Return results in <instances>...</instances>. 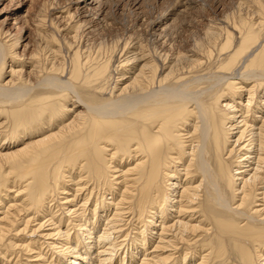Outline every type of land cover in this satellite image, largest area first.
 Here are the masks:
<instances>
[{
	"label": "bare ground",
	"instance_id": "1",
	"mask_svg": "<svg viewBox=\"0 0 264 264\" xmlns=\"http://www.w3.org/2000/svg\"><path fill=\"white\" fill-rule=\"evenodd\" d=\"M24 1L0 0V264H264V0L187 50L136 0H26L31 51Z\"/></svg>",
	"mask_w": 264,
	"mask_h": 264
},
{
	"label": "rangeland",
	"instance_id": "2",
	"mask_svg": "<svg viewBox=\"0 0 264 264\" xmlns=\"http://www.w3.org/2000/svg\"><path fill=\"white\" fill-rule=\"evenodd\" d=\"M136 1L138 2L140 6L139 8L140 10L138 9L136 12V14L139 17L148 15V13L152 10L151 15L149 16L157 17V16L162 15L164 16L163 19L165 20L167 24H170L171 26L174 25L172 30H173V33L175 32L174 33L175 35L173 34L172 36H176L173 38L176 39V43L178 42L177 46L181 45L180 47L184 50L189 49L190 48L189 46L192 45V35L194 34V32L197 33V35L199 34V36H203L205 26L206 24H209L210 21H211L210 22L211 24H217L218 22L219 24L220 22L222 24H225L226 17L229 15L231 16V14L236 12L237 9L235 8L238 7V3L240 2V0H188V2H186L187 0H136ZM22 3L24 7L23 10H21L20 13H17L18 15L15 14V16L16 15L20 16L19 20L21 19V23L18 25V27L21 29L17 30L15 29V26H12L14 22V19H12L10 23H8V26L5 27V31L8 29H12V33H14V35H17L16 38H20L21 45L25 46L27 44L28 50L31 51L35 43L34 41L36 40L35 24L31 20L27 21L26 19L25 21L24 18L27 17L26 14L28 11H30V13H33L35 12V9L32 8L29 5V3H27L26 0ZM187 3H188V6L184 7L183 4L187 5ZM3 6H4V3L3 4L1 3L0 4V22L6 17V13H7L4 11L3 12L1 11ZM13 13L14 12L10 13L9 15H12ZM117 76L118 75H115L116 79H117ZM58 197L62 198L63 195H58ZM60 203H62L61 200H59L58 203L54 202V204H56L55 206H52L53 211L55 210L54 212L58 210L56 207ZM67 224H68L67 221L64 220V225H67ZM141 226H142L141 223L134 224L135 230H132L131 232L132 233H134L133 231L140 232L139 229H141L142 231L143 227ZM48 241L52 242V240H48ZM41 242L42 241H40V243ZM42 252L46 257H48L49 260L53 259V261H55L54 259L56 257L55 256L56 254L53 255L52 252H49L48 248L46 249L45 245L42 247ZM192 263H194V261ZM187 264H190V262Z\"/></svg>",
	"mask_w": 264,
	"mask_h": 264
}]
</instances>
